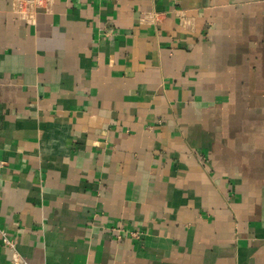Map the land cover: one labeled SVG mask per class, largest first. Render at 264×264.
<instances>
[{
    "label": "crops",
    "instance_id": "crops-1",
    "mask_svg": "<svg viewBox=\"0 0 264 264\" xmlns=\"http://www.w3.org/2000/svg\"><path fill=\"white\" fill-rule=\"evenodd\" d=\"M18 2L0 264H264V0Z\"/></svg>",
    "mask_w": 264,
    "mask_h": 264
},
{
    "label": "built area",
    "instance_id": "built-area-1",
    "mask_svg": "<svg viewBox=\"0 0 264 264\" xmlns=\"http://www.w3.org/2000/svg\"><path fill=\"white\" fill-rule=\"evenodd\" d=\"M18 3H19V8H20L22 11H25L26 5L28 4V3L26 2V0H19ZM26 9H27V8H26ZM3 239H4V241H5V243H6L7 245H9V246L12 247V248L15 247V243H14L12 240H10V239L7 237L6 234H3Z\"/></svg>",
    "mask_w": 264,
    "mask_h": 264
}]
</instances>
